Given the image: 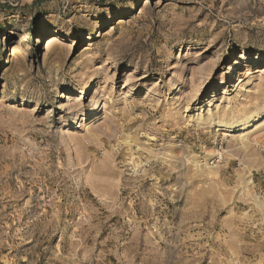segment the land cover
<instances>
[{
	"label": "rangeland",
	"instance_id": "374dc122",
	"mask_svg": "<svg viewBox=\"0 0 264 264\" xmlns=\"http://www.w3.org/2000/svg\"><path fill=\"white\" fill-rule=\"evenodd\" d=\"M263 105L264 0H0V264H264Z\"/></svg>",
	"mask_w": 264,
	"mask_h": 264
},
{
	"label": "bare ground",
	"instance_id": "6f19581e",
	"mask_svg": "<svg viewBox=\"0 0 264 264\" xmlns=\"http://www.w3.org/2000/svg\"><path fill=\"white\" fill-rule=\"evenodd\" d=\"M57 40V38L56 37H53L52 39H50L49 40V44L47 45V46H49V45H53V42H55ZM87 86H89V84H87ZM66 98H70L69 96H66ZM262 99V98H261ZM101 108V104L98 102L95 106H93L92 107V112H95V111H97V110H99ZM263 108H264V105H263ZM263 108H261L259 111H257L256 113H252V114H250V116L248 115V117H246V118H242V120H243V122L240 124V125H238V127H240V129H239V131L240 130H243V129H245L246 127H248L249 125H251L252 123H254V122H256V121H258L261 117H262V114L264 113V109ZM210 110V109H209ZM208 117V120H206V122L208 121V122H213L214 120H215V118L213 117V115H208L207 116ZM199 120L200 121H204V120H202V119H200L199 118ZM241 120V121H242ZM240 121V122H241ZM201 122V123H202ZM219 122H221V119H220V121ZM223 122H225V121H223ZM236 122H238V121H236ZM204 123V122H203ZM222 124V123H221ZM232 124V123H231ZM231 124H229V125H226L225 123L222 125V126H224V127H226L227 129H232V127L233 126H231ZM238 131V130H237Z\"/></svg>",
	"mask_w": 264,
	"mask_h": 264
}]
</instances>
